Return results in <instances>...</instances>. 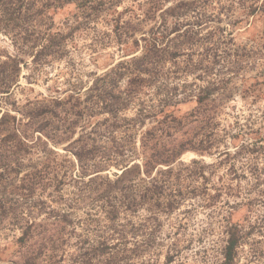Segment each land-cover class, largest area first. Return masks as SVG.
I'll return each instance as SVG.
<instances>
[{"label":"trees","instance_id":"obj_1","mask_svg":"<svg viewBox=\"0 0 264 264\" xmlns=\"http://www.w3.org/2000/svg\"><path fill=\"white\" fill-rule=\"evenodd\" d=\"M134 1L136 7L131 10L129 22L113 21L119 44L139 32L142 24H152L139 39L132 41V47L140 51L138 55L118 62L106 74L96 77L83 95L26 100L21 104L11 99L20 77L19 64L27 65L21 57L30 58L31 64L38 67L47 64L49 59H61L65 52L67 38L53 30L51 15L73 5L75 28H79L82 22L96 20L101 12L113 9L120 0H0V30L8 34L7 31L16 29L11 36L16 56H6V61H1L0 56V230L11 225L21 232L11 249H0V264H130L133 259L147 255L148 246L126 249L110 242L115 235L121 240L125 235L124 230L115 227L119 210L130 214L146 210L147 218L143 222H150L151 234L145 241H153L155 230L160 227V217L179 210L190 197V192H183L181 171L175 168L177 158L186 149L183 142H178V137L186 135L189 128L196 125L209 130L212 138L206 136L207 141L213 148H219L215 120L232 98L233 77H239L250 61L264 59V0H226L225 6H220L225 7V12L237 15L235 22L251 19L250 26L260 22V29L244 44H234L233 37H226V41L217 38L219 28L201 35L216 14L211 1L219 3L221 0ZM167 3L171 4L166 6ZM197 8L202 14L200 18L182 22L186 13ZM250 80L252 83L246 84V76H243V86L238 93L244 100L252 97L254 103L260 97L263 75ZM185 104H192V109L185 115H177L180 106ZM2 105L4 110H1ZM130 106L135 109L134 115L126 117L124 112ZM97 112L106 113L108 117L93 124L90 119ZM80 120H84L82 132L68 145L79 167L78 178L73 180L83 181L91 165L93 169L98 168L89 164L94 159L97 139L112 141L115 144L113 157L121 159L113 160L115 164L123 162L124 165L121 173L115 174V180H107V188H113L111 198H106L100 207L111 230L93 241L81 240L76 253L68 256L61 240L65 214L49 210L48 218L52 222L44 225L31 217L36 215L33 212L37 209L33 202L36 194L43 195L49 187L57 192L62 182L58 180L60 171L50 157L55 154L42 138L56 145L67 139L68 136H63ZM146 123L150 126L146 127ZM142 128L144 131L139 133ZM116 132L120 133L117 139ZM239 132L231 138L243 135ZM137 135L140 150L125 148L124 143H119L132 136L134 141ZM261 142H240L233 152L220 150L217 152L219 160L210 165L192 162L200 165L192 180L201 181L204 207L217 205L223 189L218 184L213 195L207 193L210 178L206 170L226 165L231 171L241 156L254 159L261 154L264 151ZM33 152L43 153L40 162H31ZM108 157L103 161H111V156ZM129 158L133 159L132 163H125ZM136 159L139 162H135ZM225 221L226 237L216 264H236L246 234L241 233L239 224L232 222L231 214ZM50 227L55 230H49ZM8 251L9 257L3 261L2 256ZM173 258L168 252L165 264H170Z\"/></svg>","mask_w":264,"mask_h":264},{"label":"rangeland","instance_id":"obj_2","mask_svg":"<svg viewBox=\"0 0 264 264\" xmlns=\"http://www.w3.org/2000/svg\"><path fill=\"white\" fill-rule=\"evenodd\" d=\"M220 2L211 1L212 8L217 9L216 14L208 21L201 35L219 28L217 38H222V41H226V37H233L234 44L246 43L260 29V22L257 21L253 26H250L251 19L249 22H235L237 15L225 12V9L223 10L225 7H220L225 6L226 0ZM170 4L167 3L166 6ZM135 7L134 0H120L113 9L108 10L107 13L101 12L96 20L82 22L79 28H75L77 24L74 17L75 6H67L52 14L53 30L67 38L63 57L58 60L49 59L47 64L38 67L31 64L30 58L21 57L27 65L19 64L20 77L17 86L13 88L11 99L23 104L26 100H41L78 93L83 95L96 77L106 74L118 62L138 55L140 51L132 47V41L139 39L152 24H142L139 32L129 37L126 43L119 44L116 42L117 30L113 21L117 19L120 24L129 22L132 16L131 10ZM201 15L200 9L197 8L195 11L186 13L182 17V22H193ZM14 31L16 29L7 31L8 34H6L0 30L1 61H6V56H16V50L11 41ZM239 74V77H233L232 98L219 111L215 120L219 148H213L211 142L207 141L206 136H211L209 130L196 125H192L186 135L178 137V142H183L186 149L177 158L175 168L181 171L183 192H190V197L182 203L179 210L160 217V227L155 230L154 240L145 241L151 234L150 222L147 224L143 222L147 218L146 210L140 209L134 214L119 210L115 217V227L117 230H124L125 235L122 240L115 235V239L110 242L126 249L147 246L150 249V253L133 259L130 264H165L168 252L174 257L170 264H216L220 259L219 252L224 245L226 236L223 228L229 214H231L232 222L239 224L241 233L246 234L239 248L236 264H264V151H261V154L258 153L259 155L254 159L250 156H241L236 160L231 171L227 170L226 165L213 171L206 170L207 177L210 178L207 193L213 195L214 188L218 184L223 188L217 205L213 207L203 206L202 194H200L203 192L200 188L201 181L192 180L195 169L200 165H210L219 160L217 152L220 150L227 149L233 152L236 150L235 147L243 141L262 140L261 144L264 146V84L259 86L260 97L254 103L252 97L244 100L238 93L243 86V76H246V84L252 83L250 78L259 74L263 75L264 81V59L250 61ZM188 80L191 82L192 78L189 77ZM192 107V104L181 105L180 111L176 114L185 115ZM4 109L5 106L2 105L1 110ZM134 111V107L130 106L124 112V116L132 117ZM10 113L19 117L13 111ZM106 117H108L106 113L97 112L92 115L90 121L95 124ZM82 126H84V120H80L70 133L63 136L64 138L68 136L67 139L56 145L42 138L48 143V149L55 154H51L50 157L60 171L58 180L62 182L57 192L53 187H49L43 195L36 194L33 200L37 204V209L33 211L36 215L31 217V220L44 225L52 222V219L48 218L49 210L61 211L65 214L66 220L62 223L64 226L61 229V240L65 255L68 256L76 253L81 240L88 239L90 242L105 235L106 230H111L108 229L111 225L105 219L100 207L104 205L106 198H111L110 191L113 188H107V180H115V174L119 175L124 165L123 162L115 164L113 160L115 144L112 141L104 138L97 139L94 159L89 164H95L98 168L93 169L91 165L83 181L75 182L73 178H78L79 167L68 145L78 138L82 132ZM148 126L150 123H146V127ZM144 129L139 130V133ZM238 131L243 135L232 139V134ZM129 133L131 135L134 131ZM63 137L60 138L63 139ZM118 137L120 133L116 132L115 138ZM139 137L137 135L136 140L133 141L135 137L132 136L119 143H124L125 148L140 150ZM108 156H111L109 159L111 161H103L109 158ZM42 158L43 153L33 152L31 162L38 163ZM119 158L116 157L115 160H121ZM131 161L133 159L129 158L125 163ZM193 161L202 163L195 165L192 164ZM135 162L139 160L136 159ZM230 194L238 196L232 197ZM40 230L44 229L40 228ZM49 230L55 229L50 227ZM20 234L19 228L6 225L3 230H0V249H11L14 240ZM9 253L10 251L2 256L3 261L7 260Z\"/></svg>","mask_w":264,"mask_h":264}]
</instances>
